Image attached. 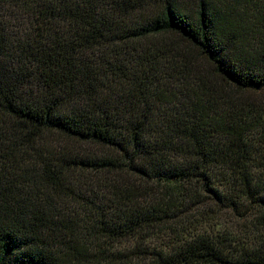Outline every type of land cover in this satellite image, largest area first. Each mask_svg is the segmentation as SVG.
Listing matches in <instances>:
<instances>
[{"label": "trees", "instance_id": "16d2710c", "mask_svg": "<svg viewBox=\"0 0 264 264\" xmlns=\"http://www.w3.org/2000/svg\"><path fill=\"white\" fill-rule=\"evenodd\" d=\"M0 264H264V0H0Z\"/></svg>", "mask_w": 264, "mask_h": 264}, {"label": "rangeland", "instance_id": "374dc122", "mask_svg": "<svg viewBox=\"0 0 264 264\" xmlns=\"http://www.w3.org/2000/svg\"><path fill=\"white\" fill-rule=\"evenodd\" d=\"M215 223H220L221 224L220 228H222V229L235 230L236 227L238 226L236 221H234V219H232L231 213L228 211H222L219 215V221L211 223V224H215Z\"/></svg>", "mask_w": 264, "mask_h": 264}]
</instances>
